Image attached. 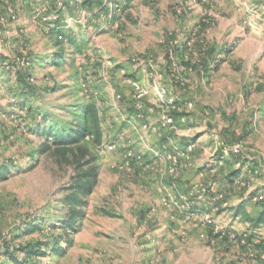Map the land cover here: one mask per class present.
<instances>
[{
	"label": "rangeland",
	"instance_id": "374dc122",
	"mask_svg": "<svg viewBox=\"0 0 264 264\" xmlns=\"http://www.w3.org/2000/svg\"><path fill=\"white\" fill-rule=\"evenodd\" d=\"M262 3L0 0V166L12 169L0 182V261L7 249L67 234L63 201L76 171L38 152L46 138L37 127L43 111L75 118L63 107L83 88L104 127L103 144L91 149L97 181L80 226L62 241L67 254L38 260L264 264V237L242 240L251 225L232 212L244 204L256 215L264 202ZM55 21L67 30L59 66ZM22 35L31 53L46 55L29 70L39 94L26 97L16 80L26 66L27 50L14 41ZM32 224L41 228L27 232Z\"/></svg>",
	"mask_w": 264,
	"mask_h": 264
},
{
	"label": "trees",
	"instance_id": "16d2710c",
	"mask_svg": "<svg viewBox=\"0 0 264 264\" xmlns=\"http://www.w3.org/2000/svg\"><path fill=\"white\" fill-rule=\"evenodd\" d=\"M88 5H93L89 2ZM118 6L113 7L115 11L113 18H118ZM56 26L51 29L54 34L52 43L53 52L51 62L53 65L59 66L65 60L64 37L67 36L60 21H55ZM77 39L75 36H69V43L73 44ZM18 47L22 46L27 50V54L21 55L26 61L25 69L19 70L17 84L20 85L19 96H27L31 92L38 93V87L31 82L30 67L35 63H43L46 55L43 52L31 53L36 46L30 45L31 40L24 35L14 38ZM4 59L0 57V59ZM15 66V65H14ZM25 72V73H24ZM53 90L58 88V84L52 87ZM72 96L75 98L70 104L64 105L67 112L72 111L75 118L67 120L64 118H55L52 113L44 112V121L37 131L45 136L46 140L38 147L39 153H51L58 156L60 161H65L76 171L73 177L69 191L64 198V204L67 208V215L63 221L62 227L66 230V236H53L51 240H40L36 243H27L19 246L17 251L9 249L4 251L6 260L0 261V264H53L43 263L38 258L46 257L47 255H56L58 257L67 254V248L62 245V241L70 242V229H76L80 226L84 212L82 207L86 205V197L92 192V189L97 181L98 166L92 165L95 160L92 156L91 149L100 147L103 144L104 127L102 124L101 109L93 96H88L85 89H73ZM77 94H76V92ZM79 90V91H78ZM42 110V108H41ZM12 169L2 164L0 166V182L7 179ZM261 209L256 215H251L246 211L244 204H239L232 207V212L235 216L240 217L243 221L251 225V231H245L242 234L248 242H252L254 238L261 236L264 232V202L261 203ZM27 232H36L41 227L31 225ZM68 230V231H67ZM37 259V260H36Z\"/></svg>",
	"mask_w": 264,
	"mask_h": 264
},
{
	"label": "built area",
	"instance_id": "2783aa9c",
	"mask_svg": "<svg viewBox=\"0 0 264 264\" xmlns=\"http://www.w3.org/2000/svg\"><path fill=\"white\" fill-rule=\"evenodd\" d=\"M169 120V122H172V119H168ZM128 155L129 156H132V157H135L136 159H138V160H142V156L141 155H136V153H134V152H129L128 153ZM181 161V160H180ZM139 162V161H138ZM179 168H181V166L179 165V163H178V169ZM177 168H176V165H174V166H171L170 167V171L171 172H174L175 170H176ZM258 200L259 201H262V200H264V196L262 195V194H259V198H258ZM191 209V208H190ZM184 213H187V215H197L196 214V211H192V210H186V211H184ZM213 218V217H212ZM212 218H210V217H207V219L205 220V222H204V224L206 225V224H210L211 222H212ZM209 226V225H208ZM229 230V229H228ZM223 232H225V231H223ZM228 232H230V230L228 231ZM244 233V232H243ZM242 235V234H241ZM260 235L261 236H258V237H256V238H254L253 239V241L252 242H254L255 241V243H259V240H260V238L261 237H264V232H261L260 233ZM242 240H245V238L243 237L242 238ZM259 245V244H258Z\"/></svg>",
	"mask_w": 264,
	"mask_h": 264
},
{
	"label": "crops",
	"instance_id": "0c3cea01",
	"mask_svg": "<svg viewBox=\"0 0 264 264\" xmlns=\"http://www.w3.org/2000/svg\"><path fill=\"white\" fill-rule=\"evenodd\" d=\"M263 4V6H264V3H262Z\"/></svg>",
	"mask_w": 264,
	"mask_h": 264
}]
</instances>
